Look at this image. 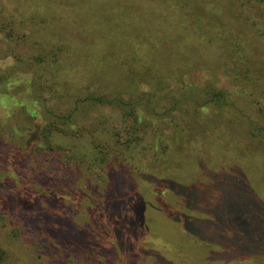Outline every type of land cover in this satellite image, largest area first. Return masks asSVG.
<instances>
[{"label":"rangeland","instance_id":"1","mask_svg":"<svg viewBox=\"0 0 264 264\" xmlns=\"http://www.w3.org/2000/svg\"><path fill=\"white\" fill-rule=\"evenodd\" d=\"M255 21L244 0H0V264H264ZM145 90L150 118H125ZM30 109L75 135L45 147Z\"/></svg>","mask_w":264,"mask_h":264},{"label":"trees","instance_id":"2","mask_svg":"<svg viewBox=\"0 0 264 264\" xmlns=\"http://www.w3.org/2000/svg\"><path fill=\"white\" fill-rule=\"evenodd\" d=\"M246 3H250L252 6H256L258 7L259 9H261L262 11V15H263V20H264V0H244ZM254 26H255V30L262 36L264 37V25H260L257 21L254 22ZM243 51V50H242ZM142 66H144L146 68V62L145 61H142V59H139V62L138 64H134V68L137 70V69H140ZM56 71L54 74H55V80L54 83H57L58 84V79L61 78L58 70H57V67L55 68ZM61 73V72H60ZM69 80H74L75 79H69ZM1 81H4L2 78H0V82ZM63 82V80L61 81ZM159 83V82H157ZM160 85V84H159ZM195 89V86L190 84L189 86H187L184 90V92H182V99H186V98H190V97H187L189 95V91L192 90V89ZM209 91H211L212 93L214 92V95H213V100H214V105L217 107V108H225L227 106L226 104V97H227V94L229 93V91L226 89H215L214 85L213 84H210L209 86H207V88ZM151 90V89H150ZM149 91H144L143 92V96H141L140 98H137V100H131L130 103L128 102H125V101H122L120 100L121 102H119V107L124 111V116L125 118H129V117H135L136 120H140V121H144L146 119H149L150 116H148L146 114V107L143 105L144 101L146 100V96L149 95L148 93ZM16 94H2L1 96V99L2 100H6V99H11V98H16L15 97ZM179 96L178 95H175V98H178ZM181 97V96H180ZM33 99V103L36 104H40V100L39 99H36L35 97H32ZM193 100V99H192ZM195 100V99H194ZM193 100V101H194ZM97 101L100 102V103H103L105 102L104 98H97ZM196 101V100H195ZM17 104H19V102H15ZM196 104L199 105V108L200 110L203 109V105L198 101H196ZM198 108V110H199ZM30 115L33 119H36V118H39L41 120L44 121V126L43 128L41 129V133L40 135L42 136L43 135V141H44V146L46 147V144L50 145L51 148H56V149H61L62 147V143L60 142H55L53 140H51L50 138H54L58 136H62V137H71V136H74L75 135V131H71L72 130V126L75 125V118H74V114H70V115H57V114H53L51 112H46L49 114H46V113H38L39 111H37V109H30ZM71 129V130H70ZM42 131H43V134H42ZM257 132L255 131H252V134L254 137L256 138H259L260 136V131L261 130H256ZM264 130H262V135H264ZM109 135H110V140L108 141L110 144L112 145H115L117 146V142L120 141L119 137L122 136V132L119 131L117 134H114L112 132H109ZM128 142H132V139L129 138L127 140ZM92 142V140H91ZM92 144V143H91ZM45 147H41V148H45ZM168 145L164 146V150L167 151ZM149 150L152 149V146H149L148 148ZM87 154V153H86Z\"/></svg>","mask_w":264,"mask_h":264}]
</instances>
